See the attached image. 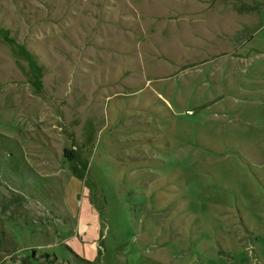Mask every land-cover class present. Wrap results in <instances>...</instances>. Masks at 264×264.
Here are the masks:
<instances>
[{
    "label": "rangeland",
    "instance_id": "374dc122",
    "mask_svg": "<svg viewBox=\"0 0 264 264\" xmlns=\"http://www.w3.org/2000/svg\"><path fill=\"white\" fill-rule=\"evenodd\" d=\"M0 264H264V0H0Z\"/></svg>",
    "mask_w": 264,
    "mask_h": 264
}]
</instances>
